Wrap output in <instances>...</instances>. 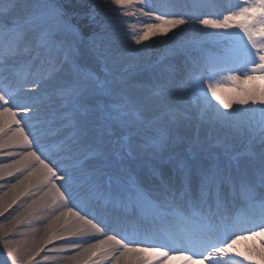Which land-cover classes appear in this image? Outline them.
I'll return each instance as SVG.
<instances>
[{
  "label": "snow or ice",
  "instance_id": "6c2138e0",
  "mask_svg": "<svg viewBox=\"0 0 264 264\" xmlns=\"http://www.w3.org/2000/svg\"><path fill=\"white\" fill-rule=\"evenodd\" d=\"M216 9L0 0V264H264V0Z\"/></svg>",
  "mask_w": 264,
  "mask_h": 264
},
{
  "label": "rangeland",
  "instance_id": "374dc122",
  "mask_svg": "<svg viewBox=\"0 0 264 264\" xmlns=\"http://www.w3.org/2000/svg\"><path fill=\"white\" fill-rule=\"evenodd\" d=\"M162 2V0H158V3ZM216 4L220 6V11L218 12H223L225 11L226 8L230 7V4H237V0H215ZM93 3H99V4H104L105 0H93ZM230 3V4H229ZM217 5V8L219 6ZM234 7V6H232ZM109 13L117 18L118 20H126L128 21L129 25H135L137 30H140L143 27V24L147 22V18L139 16V15H133V16H120V9L116 8V6H109L107 9ZM219 10V9H218ZM133 11H135V8H133ZM122 26H128V25H122ZM164 38L163 37H152L149 41H146V44L152 45L151 51L154 53V58L156 55L162 56L166 50V45L163 43ZM253 85L251 83L245 84L244 87H252ZM256 87H264V81H257L255 82ZM222 97L228 101L233 103V110L236 107H239L238 105L235 104V99H237L240 96V93H238L237 90L235 89H226L224 92L221 93ZM213 103H217L215 100H213ZM222 109V106H220ZM223 110V109H222ZM2 193V190H0V194ZM4 222V218L0 217V223ZM39 225H37L38 227ZM33 235L32 231L28 227L22 226L19 230H17V233L14 234V236L9 237V239H13L14 241L20 243L21 247H25V244H23L24 240L28 237H31ZM29 239V238H28ZM263 236L260 237H251L249 236L247 239H242L237 241L235 247L236 251H239L240 253H243L245 255L249 254L250 252L252 253H257L260 248H257V245L261 242L260 240H263ZM6 253L3 252L2 250V244H0V261H3L5 259ZM243 257H237V259H242ZM37 259H40L39 257ZM170 261L168 262V264ZM43 264V262H42Z\"/></svg>",
  "mask_w": 264,
  "mask_h": 264
},
{
  "label": "bare ground",
  "instance_id": "6f19581e",
  "mask_svg": "<svg viewBox=\"0 0 264 264\" xmlns=\"http://www.w3.org/2000/svg\"><path fill=\"white\" fill-rule=\"evenodd\" d=\"M2 194V193H1ZM38 227H40V225L38 226ZM43 231H40L37 235H36V239H39V237L40 236H43ZM33 236V235H32ZM32 236L31 237H28L27 238V240L25 239L24 240V242H23V244H25V247L26 246H28L30 243H31V239H32ZM263 238H264V236H263ZM264 240V239H263ZM260 241H262V240H260ZM257 248H261V242L259 243V245H257ZM259 252V251H258ZM180 260V262H181V260L182 259H179ZM179 260H177V259H175L174 261H171V263H169V264H176L177 262H179ZM183 261V260H182Z\"/></svg>",
  "mask_w": 264,
  "mask_h": 264
}]
</instances>
